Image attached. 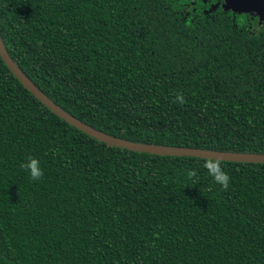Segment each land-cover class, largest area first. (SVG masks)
Listing matches in <instances>:
<instances>
[{"label":"trees","instance_id":"16d2710c","mask_svg":"<svg viewBox=\"0 0 264 264\" xmlns=\"http://www.w3.org/2000/svg\"><path fill=\"white\" fill-rule=\"evenodd\" d=\"M219 2L0 0V42L107 136L264 155V19ZM0 264H264V164L111 147L0 59Z\"/></svg>","mask_w":264,"mask_h":264},{"label":"water","instance_id":"95a60500","mask_svg":"<svg viewBox=\"0 0 264 264\" xmlns=\"http://www.w3.org/2000/svg\"><path fill=\"white\" fill-rule=\"evenodd\" d=\"M225 3L231 7L237 13L258 11L264 12V0H225ZM0 59L10 73L16 78V80L44 107L51 111L58 118L77 129L78 131L92 137L93 139L100 141L106 145L116 148H122L128 151L147 153L152 155H166V156H186L194 158L209 159L215 161H226L236 163H256L264 164V155H249V154H233V153H220L212 151H202L186 148H174V147H160L154 145H143L130 143L121 139H116L107 136L99 131H96L87 125L77 121L65 112L60 110L50 100H48L41 92H39L29 80L17 69L13 62L9 59L3 46L0 42Z\"/></svg>","mask_w":264,"mask_h":264},{"label":"flooded vegetation","instance_id":"af4514ba","mask_svg":"<svg viewBox=\"0 0 264 264\" xmlns=\"http://www.w3.org/2000/svg\"><path fill=\"white\" fill-rule=\"evenodd\" d=\"M219 4H220V6H221V9L222 10H224L223 9V5H224V0L222 1L221 0V2H219ZM226 9H227V7H226ZM228 10V9H227ZM249 12H255V14L257 15V22H256V24L258 25V26H260L261 24H262V20L264 19V12H258V11H249ZM249 12H240V13H249ZM237 13V12H236ZM262 27L264 26V23L261 25Z\"/></svg>","mask_w":264,"mask_h":264},{"label":"rangeland","instance_id":"374dc122","mask_svg":"<svg viewBox=\"0 0 264 264\" xmlns=\"http://www.w3.org/2000/svg\"><path fill=\"white\" fill-rule=\"evenodd\" d=\"M223 7V9H226V6H222Z\"/></svg>","mask_w":264,"mask_h":264}]
</instances>
